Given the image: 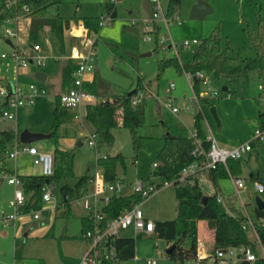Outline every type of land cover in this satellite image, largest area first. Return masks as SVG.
<instances>
[{
	"label": "rangeland",
	"instance_id": "1",
	"mask_svg": "<svg viewBox=\"0 0 264 264\" xmlns=\"http://www.w3.org/2000/svg\"><path fill=\"white\" fill-rule=\"evenodd\" d=\"M8 1L13 0H0V5ZM200 1L206 3L212 11L202 19L193 18L191 15L193 6ZM108 2L109 0H82L81 6L77 7L76 1L64 0L60 9L65 17L72 19L74 27L78 24L75 20L76 14L80 17L106 15ZM169 2L170 0H161L165 12L168 11ZM178 9V19L172 20L168 26L162 21L159 22L160 33L169 37L167 45L174 41L178 46V52L174 47L166 49L157 47L155 38L151 41L145 40L144 20L152 13L149 0H121L117 3V16L100 26L97 32L100 37L96 44L99 93L103 96L119 95L134 88L154 92L153 96L146 97L144 101L145 119L138 129L144 140L136 147L131 130L121 126L113 130L112 143L91 147L90 138L94 133L91 123L83 120L86 126L83 132L78 128V122L69 121L70 118L67 120L69 122L62 123L58 129L59 140L62 146L74 154L73 176L55 182L53 193L56 204L62 201L63 184H73L83 175L98 174L96 158L99 153H107L115 160L117 177L122 178L125 183L123 194L134 192L137 181L148 177L154 163L158 162L159 153L165 142V133L169 131L176 135L191 136L192 132L196 131L195 114L198 112L203 115L202 126L205 133L212 135L221 145L234 147L248 141L255 144V149L245 154L241 160L238 176L245 179V187L241 190L235 205L241 208L242 200L255 204L257 196L264 199V193L259 194L256 191L257 180L251 177L253 172L259 177H264V140L255 139V130L259 126L257 116L259 111H264V91L260 87L257 74L252 72L248 80L242 77L231 81L224 76H218L212 68L202 69L200 72L205 76L206 82L200 79L198 83L200 98L197 100L195 94L198 93L193 87L194 81L188 77L189 74L194 77L196 73L179 69L173 63L161 68L160 63L165 58L173 57H177L181 64L188 63L197 44L191 43L185 47L182 45L184 40L192 42L197 39L200 42L213 33L221 35L223 47L228 48L230 54H240L241 57L254 56L256 49L253 46L250 28L256 31L260 23L264 26V0H180ZM7 25L19 31V38L17 40L13 38L15 46L8 44L6 37L3 36L5 23L1 26L3 35L0 36V83L6 84L8 81L12 85L18 76L23 80L26 71L34 73L46 69L49 74L47 82L40 83L34 77L27 81L40 83L48 89L45 96L48 98L47 103L42 104L36 99V111L20 117L19 124L22 129L30 130L29 124H51V108L55 104L54 86L59 87L62 67V63L58 62L64 56L68 57L70 48L77 44V41L71 38L67 30L62 57L54 52L60 49L57 41L51 35L43 36L40 53L48 56L46 63L39 65L34 61L28 66L18 67L13 56L14 47H18L19 52L32 53V45L27 40L26 30L17 28L15 21ZM3 53L6 56H3ZM56 55L57 58L54 57ZM71 82L72 79L69 83ZM170 82H174L175 87L166 93ZM224 87H228V90ZM204 91H208L207 96L202 94ZM170 100L174 106L180 108L178 113H175L168 104ZM186 106L190 107V111L186 110ZM212 107L217 108L220 125L212 114ZM7 122L8 120L4 121L0 116V127ZM51 129L52 127L47 132H51ZM64 133L65 136H61ZM79 140L83 142L81 145H78ZM34 145L41 151L54 154L56 138L40 139L35 141ZM119 153L124 156L123 162L116 158ZM5 163L20 172L41 173V166L34 164L30 157L24 154H20L17 159L9 160L7 154ZM199 175L205 192L212 193L216 190L211 180L206 181L207 172ZM218 189L226 195L233 193L235 186L232 176L220 178ZM14 194L15 186L4 178L0 185V211L6 215L15 211L10 204ZM31 194L30 192L27 195L28 198ZM227 200L225 199L224 206L226 210L232 212ZM140 203L145 216L150 219L160 221L174 219L177 215L174 184L161 187ZM38 209L41 212L40 217L28 222L32 226L21 224L19 219L5 223L4 218H0V264H64L63 255L70 256L72 262L77 260L80 262L88 253L89 242L83 235L81 221V217L87 214L88 210L76 200L71 201L69 214L64 213L65 205L51 210L41 205ZM198 226L199 241L207 244L205 245L208 251V243L212 242L208 223L200 220ZM126 233H131L136 238L135 264H151L148 262L150 259H156L157 264H175L166 253L170 246L166 239L155 233H142L137 236L132 233V229H128ZM248 234L254 239L250 231ZM191 264L195 262L192 261Z\"/></svg>",
	"mask_w": 264,
	"mask_h": 264
},
{
	"label": "trees",
	"instance_id": "2",
	"mask_svg": "<svg viewBox=\"0 0 264 264\" xmlns=\"http://www.w3.org/2000/svg\"><path fill=\"white\" fill-rule=\"evenodd\" d=\"M77 2V7L81 6L82 0H72ZM64 0H13L0 5V36H2L1 26L8 20L20 17L30 19L28 28V42L33 45L40 42L43 36H52L59 45L61 51L65 48V33L71 29L72 19L65 17L61 13V4ZM180 0H170L167 15L170 20L178 19ZM108 10H112V16H117V5L108 4ZM76 23L80 21L92 31L98 32L100 29L99 16H75ZM159 26L157 27L155 41L157 47ZM250 35L256 54L251 57H241L240 54L232 55L228 48L223 47L222 37L218 33H213L209 37L197 44L192 59L181 64L177 57L165 58L160 61L161 68L169 64H176L179 69L196 73L205 68H212L218 76H224L229 80L237 78L249 79V75L255 72L260 80V87L264 91V26L260 23L256 31L250 28ZM4 36V35H3ZM5 37V36H4ZM98 36L96 40L99 39ZM72 79L71 71L64 69L63 90L69 87ZM193 87L199 94V78L193 79ZM99 76L95 72L92 82L85 83V86L94 93L101 95L97 89ZM141 89V88H139ZM129 92L119 95H105L104 99L84 106L83 113L86 120L94 127V136L98 146H105L112 143L114 139L113 130L125 126L131 130L134 144L139 147L144 137L139 134V127L145 119L144 101L138 104L132 103V96ZM59 96V95H58ZM57 96L56 104L52 114L51 137L56 138V148L54 151V172L51 176L43 174H18L22 181V187L26 195L30 192L31 197L22 207L23 210L38 209L43 205L42 193L45 186L55 184L62 178L73 176L74 154L60 144L59 126L70 117L65 116ZM259 126L264 128V112L260 111L258 116ZM195 125L198 137L201 138V149L207 151L211 142L207 139V134L203 129V115L201 112L195 114ZM257 139V138H255ZM15 141L19 140V135L13 125H7L0 129V176L3 172L14 174V171L5 163V157L9 153ZM164 145L159 153L158 165L153 168L151 174L142 178L145 185L157 183L161 186L164 181H172L175 186L177 199V215L172 220H156L155 234L166 239L170 246H174L170 258L175 264H186V260L196 253L199 243V221L205 220L211 231V243H208V250L215 253L218 248H227L241 244H251L257 253L259 249L255 241L250 238L248 231L243 228L247 220V213L252 218L260 240L264 243V209H259L256 204L245 202L241 208L237 207L236 201L230 202L233 193L227 196L229 207L232 212L226 210L224 203L218 200L219 192H205L202 188L200 173L207 172L208 178L217 184L220 178L229 176V171L234 176H238L241 169V159H229L227 166L219 164L216 168L201 170L195 174L186 176L183 180L181 171L194 161H201L205 155L195 152L197 143L191 136L176 135L167 131L164 135ZM259 141V140H256ZM253 145L255 146L254 142ZM118 160L124 161V156L116 155ZM113 160V161H112ZM114 159L105 163V173L108 178L116 175L114 169ZM92 176L83 175L73 184L66 183L61 186L65 205V214L71 212V200L80 195L90 185ZM251 177L264 183V177H259L257 173H252ZM161 180V181H159ZM145 197L139 192L130 194L115 195L109 205L105 208L108 216H116L126 208L141 202ZM238 202V201H237ZM89 215L81 217L82 232L90 228L93 223L88 219ZM209 231V233H210ZM116 247L117 255L115 259H102L100 264H135L136 258V238L134 236L118 235L111 239ZM169 246V247H170ZM18 257V254H16ZM64 264H80L79 260L72 262V258L63 255ZM238 264H264V258L259 257L255 261H241Z\"/></svg>",
	"mask_w": 264,
	"mask_h": 264
},
{
	"label": "built area",
	"instance_id": "3",
	"mask_svg": "<svg viewBox=\"0 0 264 264\" xmlns=\"http://www.w3.org/2000/svg\"><path fill=\"white\" fill-rule=\"evenodd\" d=\"M121 0H109L111 5H117ZM152 6V14L144 20V34L145 40L151 41L155 38L157 27L159 22L162 21L169 25L171 22L167 15V12L163 9L161 0H149ZM114 17L112 16V10H108L106 15L99 17V25H103L111 21ZM10 21V20H8ZM7 21V22H8ZM73 36L77 39V44H74L70 48L68 57L72 60L73 66L71 68L72 82L66 90H63L59 94L60 105L63 108L64 114L67 117L79 120L80 127L84 130L86 128L83 124V120L86 119L83 113L84 106L88 104H95L104 97L89 90L85 83L92 82L94 73L97 69V47L96 40L98 34L95 31L90 30L84 22L80 21L72 28ZM4 36L6 38H19V31L6 26L4 29ZM169 37L165 34H158V43L162 49L168 47H174L178 52V46L174 41H171L167 45ZM18 44V41H16ZM191 43L198 44L199 41L194 39L192 42L184 40L183 44L185 47ZM16 44V45H17ZM42 44L40 42L32 45V53H23L18 51V47H14L13 56L16 59L18 66H28L31 62H37L39 65H44L48 59L47 55L41 54ZM6 56V54H2ZM56 57V56H54ZM196 76L206 82L205 76L199 71L196 72ZM190 80H193V75L189 74ZM175 87L174 82H170L166 88V93L171 92ZM47 93V89L44 85L36 82H30L25 88L21 83H13L12 85L0 83V116L3 120L16 121L19 110L22 107L33 106L36 102L37 97L43 96ZM202 94L208 95V91H204ZM154 92L145 89H138L132 96V103L138 104L139 102L146 99L148 96H153ZM195 98L199 100V94H195ZM168 103L175 113L180 111V108L174 106L171 102ZM186 110L190 111V107L186 106ZM191 137L195 138L197 147L195 152H199L205 155L201 161H194L188 166L184 167L181 171V179L183 180L186 176L195 174L201 170L216 168L219 164L227 166L229 159H242L245 154H248L254 149L253 141H248L244 144L227 147L221 145L212 135H207V139L210 140L211 145L209 150L203 151L201 149V138L198 137L197 131L192 132ZM255 138L257 140H264V128L257 127L255 130ZM91 147H97V142L94 136L90 138ZM21 151H26L32 156L34 164L41 166V172L44 176H51L54 172V154L46 151H41L34 144H24L15 141L12 149L8 155L10 158H15ZM97 168L98 174L92 176L90 179V185L80 195L76 196L72 200H76L79 204L81 203L85 209L88 210L89 220L93 223L90 228L84 230L83 235L87 238L88 253L80 260V264H100V261L104 259H115L117 255L116 247L111 239L121 235L123 230L132 228L136 234L146 233L154 234L156 230L155 220L147 218L141 208V203H136L130 208H126L123 212L116 216H108L105 208L109 205L111 199L115 195L123 194L124 180L118 178L117 175L113 178H108L105 173V163L111 160V157L107 153H99L97 155ZM158 165L154 163L153 167ZM2 177H6L10 184L15 186L14 198L10 204L14 207L15 211L13 214L6 215L0 211V218H4L5 223L21 219L24 216H29L32 219L39 218L41 212L39 209H31L24 211L22 207L27 203L28 196L24 192L22 187V181L17 174L2 173ZM232 176L235 191L233 192L231 202L238 201L241 190L245 187V179L241 176ZM173 184L172 181H164L161 186L157 183L145 185L143 179H140L135 184L134 192L141 193L144 197L152 195L154 192L159 190L163 186ZM54 189L55 185L47 184L42 193L43 206L46 208L56 209L58 204L54 201ZM256 191L259 194L264 193V183L256 181ZM227 196L218 194V200L225 203ZM71 200V201H72ZM245 202L242 200V205ZM256 204V203H255ZM264 222V218L262 219ZM243 228L250 231L254 237V241L259 249L260 253H257L251 244L230 246L227 248H218L215 253L207 251L202 242L198 243L196 253L186 260V264H191L192 261L195 264H238L241 261H255L259 257L264 258V243L260 240L259 234L255 227V224L247 213V220L243 224ZM167 253V252H166ZM151 264H157L156 259L148 260Z\"/></svg>",
	"mask_w": 264,
	"mask_h": 264
},
{
	"label": "crops",
	"instance_id": "4",
	"mask_svg": "<svg viewBox=\"0 0 264 264\" xmlns=\"http://www.w3.org/2000/svg\"><path fill=\"white\" fill-rule=\"evenodd\" d=\"M108 4H109V2L108 3H106V8H107V10H108ZM118 11V10H117ZM152 14V13H151ZM150 14V15H151ZM12 21H15L16 23H17V28H20L22 31H24V30H26V32H27V34H28V28H29V22H30V19L27 17H20V18H17V19H11L10 21H8V22H6L5 23V26H8L7 24L8 23H11ZM74 26V25H73ZM72 26H71V29H69V32H70V35H71V38L72 39H74L75 40V42L77 41L76 40V38L73 36V34H74V32H73V30H72ZM1 31H2V29H1ZM3 32V31H2ZM68 33V32H67ZM66 33V34H67ZM66 34H65V36H66ZM48 38V37H47ZM27 40H28V38H27ZM12 42H14L13 40H12ZM41 44H43V40L40 42ZM9 44V43H8ZM14 46H15V44H14ZM55 53H57V54H59V55H63L62 54V51H61V49H59V51L58 52H56V51H54ZM58 56L56 55V57L55 58H57ZM63 57V56H62ZM62 59H64V60H62ZM66 59V60H65ZM31 63H33V62H31ZM58 63H62V67H61V71H60V84H59V87L58 86H54V88H55V93H54V98H55V104H56V100H57V96L63 91V74H64V69L65 68H68V70H70V71H72L71 70V68H72V66H73V62H72V60L69 58V57H65L64 56V58H61V60H59V62ZM18 66V65H17ZM18 67H21V66H18ZM51 70H52V68H51ZM38 71H43V72H45L46 74H47V80H46V82L48 81V79H49V74H48V71L46 70V69H42V70H37V71H35L34 73H30L29 71H26V75H25V78L22 80L21 79V76H18V78H17V80H16V82H14V83H21L22 85H24L25 86V88H27V85H28V83H30V82H34V81H27L28 79H30V77H34L38 82H40L41 83V81L40 80H38L36 77H35V74H36V72H38ZM95 72H97V70L95 71ZM72 74V73H71ZM24 77V76H23ZM94 77H95V73H94ZM94 79V78H93ZM39 83V84H40ZM6 84H9L10 85V82H6ZM13 84V83H12ZM58 87V88H57ZM46 88V87H45ZM53 88V89H54ZM47 89V88H46ZM47 94H48V89H47V93L45 94V95H43V96H39V97H37V102H40V103H42V104H46L47 103V100H48V98H46L45 96H47ZM100 96H103V95H100ZM37 102H35V104L37 103ZM35 104H34V106H32V107H22L20 110H19V113H18V117H17V120L16 121H14V120H12V121H8L7 123H5L3 126H1L0 127V129H3L4 127H6L7 125H13L14 126V128L16 129V131L18 132V135H19V140H20V133H21V131H23L24 129H22L21 128V126H20V124H19V118L20 117H22V116H24V115H29V114H31V113H34V111H36V107H35ZM55 104H54V106L51 108V112H52V114H53V110H54V107H55ZM260 112V111H259ZM264 112V111H263ZM259 114V113H258ZM5 121V120H4ZM69 121H74V122H78V128H79V130L80 131H84L81 127H80V122H79V120H76V119H73L72 117H70V120ZM69 121H67V122H69ZM13 122H15L16 123V125L13 123ZM67 125H68V123H66ZM18 126H20L19 128H18ZM31 126V127H30ZM52 127V120H51V124H45V123H33V124H29V128H31V131H34V132H45V133H48L47 131H48V129H50ZM30 130V129H29ZM61 136H65V133L64 134H62ZM20 143H22L21 141H19ZM79 142H80V144H79ZM83 142L81 141V140H79L78 141V145H81ZM24 144H34V143H24ZM13 146V145H12ZM11 149H12V147H11ZM10 149V150H11ZM254 149H255V146H254ZM253 149V150H254ZM20 154H24L25 156H28V157H30V159L32 160V156L28 153V152H26V151H21L18 155H17V157H15V158H10L9 157V155H8V160L9 159H17L18 157H19V155ZM242 160V159H241ZM33 161V160H32ZM97 161V160H96ZM113 161V160H112ZM9 163V162H8ZM97 165H98V163H97ZM8 167L10 168V169H12L13 171H14V174H42V172L41 173H30V172H20L19 170H16V168H14V167H12L11 165H8ZM114 169H115V161H114ZM115 172H116V170H115ZM254 173V172H253ZM252 174V173H251ZM116 175H117V173H116ZM229 175H232V173L229 171ZM91 176V175H90ZM234 176V175H233ZM2 177V176H1ZM3 178V180H4V178H6V177H2ZM207 180H210L209 178H207L206 179V181ZM3 182V181H2ZM2 182H1V184H2ZM164 187V186H163ZM215 187H216V189H217V191L220 193V194H222V195H224V196H226V194L224 193V192H222L220 189H218V182H217V184L215 185ZM62 200H63V196H62ZM62 202V201H61ZM58 203V207L57 208H59L61 205H64L63 203ZM242 204V203H241ZM24 211H28V210H24ZM147 217V216H146ZM148 218V217H147ZM20 220V223L21 224H24V225H30V226H32L30 223H28L29 221H31V220H33L31 217H29V216H24L23 218H21V219H19ZM156 221V220H155ZM33 227H35V226H33ZM129 229H132V228H129ZM128 229H126V230H123L122 231V233H121V235H124V236H132V234L131 233H126V231H127ZM132 233H134V234H136L135 233V231L132 229ZM142 233H138V234H136L137 236H139V235H141ZM202 244H203V246L205 247V249L207 250V244L206 243H203L202 242ZM206 244V245H205ZM209 251V250H208Z\"/></svg>",
	"mask_w": 264,
	"mask_h": 264
},
{
	"label": "water",
	"instance_id": "5",
	"mask_svg": "<svg viewBox=\"0 0 264 264\" xmlns=\"http://www.w3.org/2000/svg\"><path fill=\"white\" fill-rule=\"evenodd\" d=\"M211 11H212V9L209 6H207L206 3H204L203 1H200L193 6L191 15L193 18L202 19ZM6 42L9 43L10 45L14 46V43L12 42V40L10 38H6ZM148 53H151V52H148ZM35 77L43 83H45L47 80V74L43 71L36 72ZM196 78L197 77L194 76V80H196ZM224 89L228 90V87H224ZM136 91H137V88H134L133 90H131L128 93V95L132 96ZM211 111H212L213 116L217 120L218 125H220V119H219V116L217 113V108L212 107ZM50 137H51L50 132H48V133L34 132V131L29 130L28 128H25L20 133V141L22 143H34L37 140L50 138ZM79 144H80V142H79ZM2 181H3V178L0 176V185H1ZM255 202H256V205L258 206L259 209H264V199L261 196H257ZM173 250H174V246L172 245V246L167 248L166 252H167V254H171L173 252Z\"/></svg>",
	"mask_w": 264,
	"mask_h": 264
}]
</instances>
